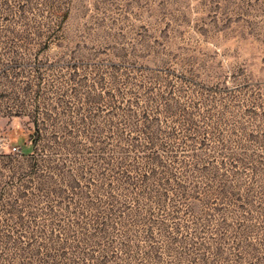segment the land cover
I'll use <instances>...</instances> for the list:
<instances>
[{
	"label": "rangeland",
	"instance_id": "374dc122",
	"mask_svg": "<svg viewBox=\"0 0 264 264\" xmlns=\"http://www.w3.org/2000/svg\"><path fill=\"white\" fill-rule=\"evenodd\" d=\"M0 264H264V0H0Z\"/></svg>",
	"mask_w": 264,
	"mask_h": 264
},
{
	"label": "trees",
	"instance_id": "16d2710c",
	"mask_svg": "<svg viewBox=\"0 0 264 264\" xmlns=\"http://www.w3.org/2000/svg\"><path fill=\"white\" fill-rule=\"evenodd\" d=\"M33 151V147H32V150L31 152ZM31 152L29 153H23L22 157L25 158V159H32L33 157L31 156Z\"/></svg>",
	"mask_w": 264,
	"mask_h": 264
},
{
	"label": "built area",
	"instance_id": "2783aa9c",
	"mask_svg": "<svg viewBox=\"0 0 264 264\" xmlns=\"http://www.w3.org/2000/svg\"><path fill=\"white\" fill-rule=\"evenodd\" d=\"M12 150L15 151L16 150V147H12Z\"/></svg>",
	"mask_w": 264,
	"mask_h": 264
}]
</instances>
